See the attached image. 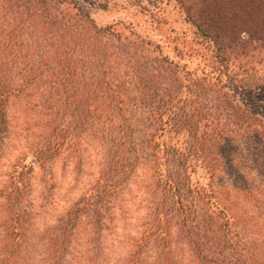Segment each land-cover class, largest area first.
<instances>
[{"label":"trees","instance_id":"obj_1","mask_svg":"<svg viewBox=\"0 0 264 264\" xmlns=\"http://www.w3.org/2000/svg\"><path fill=\"white\" fill-rule=\"evenodd\" d=\"M101 1L122 13H151L146 0ZM168 1L185 10L198 38L169 41L179 61L128 22L97 23L75 0H0V162L9 148L13 100H36L32 107L51 117L27 153L33 162L27 154L19 158L0 191V264H31L40 245L43 264H64L82 235L91 238L84 264H111L102 243L117 240L128 214L117 206L145 167L153 182L144 213L128 234V257L115 264H264V213L230 212L215 185L220 172L236 173L234 142L264 144L261 112L244 100L255 91L262 96L264 84L237 64L223 23L245 26L248 15L264 13V0H246L229 14L226 5L244 0ZM215 1L222 7L213 13ZM244 33L240 28L235 39L247 56ZM188 55L200 59L201 73L182 63ZM68 139L97 152L100 177L54 229L38 233Z\"/></svg>","mask_w":264,"mask_h":264},{"label":"rangeland","instance_id":"obj_2","mask_svg":"<svg viewBox=\"0 0 264 264\" xmlns=\"http://www.w3.org/2000/svg\"><path fill=\"white\" fill-rule=\"evenodd\" d=\"M75 1L101 25L115 24L120 19L132 24L137 33L148 36L152 41L162 44L166 54L176 60H178L175 57L177 54L173 52L169 41L184 35L189 43L198 39L195 34L196 28L186 21L185 10L180 8V5L175 1L146 0V4L150 6L151 10L149 14L146 12L139 14L122 13L112 6L104 4L101 0ZM245 2L246 0L226 5L224 7L225 13L229 14L231 10L238 9V6H242ZM219 6L222 7L220 1H215L209 5L210 8H213V13L217 10L215 8ZM262 10L264 11V5L260 6V11ZM240 18L241 15L235 19V22H238ZM245 20V26L239 24L229 26L226 22H223L227 28L226 35L229 38L226 45L237 54V64L240 67L246 66V68L251 69L248 73L250 79L256 83L264 84V13H252ZM240 28L249 32V34L244 33L241 36L242 40L247 41L248 53L250 52L247 56L241 55V44H237L235 39ZM117 30L129 34V31L123 25L117 26ZM193 44L195 45V43ZM182 63L187 64L192 70H199L200 73L203 70L200 59L192 58L189 55L184 58ZM246 98L244 100H248L253 104L254 110H260V118L264 122V101H262L264 94L261 96V93L255 91ZM35 102L36 100L20 98L13 100L10 107L12 126L6 143L9 148L3 153L4 159L0 162V191L5 187L11 166L19 158L30 152V148H34L41 136L47 133L45 123L51 117L43 109L32 107L33 104H36ZM259 105L263 107L259 109ZM67 142L68 144H64L67 150L57 158L54 164L53 181L48 184L49 192H47L50 197L47 196L48 203L45 211L41 213L36 223L38 233L54 229L59 218L69 210L71 205L79 202L85 192L100 177V157L98 156L97 159V152L91 149L90 144H71L73 142L69 139ZM231 149L235 157L236 173L229 170L220 172L215 185L220 192L219 196L223 204L228 210H231L230 212L239 216H253L256 218L257 213H264V206L262 205L263 207L260 209L259 205L261 196V200L264 201V144L252 138L234 142ZM33 160L32 154H27V163H32ZM35 177L36 186L41 189L43 172L38 167L35 168ZM152 177L153 174L148 167L142 168L134 177L128 189V195L120 202L126 204L119 203L117 206L118 212L126 210L128 214L126 220L119 224L120 230L115 231V234L118 235L117 240L114 241L110 237L109 240L102 243L107 246V252H104V255L112 259L111 264L119 263L118 261L127 258L130 253V248L127 246L129 242L128 234L134 230L136 220L144 213L142 210L143 202L145 197L147 198L144 192H147L151 187ZM89 241H91V238L87 239L86 237L84 241L83 235L80 236L78 241L75 242L80 246L72 244V248L65 255L64 264H84L82 258L89 255L85 251V245ZM41 246L38 247L31 264H43L44 249Z\"/></svg>","mask_w":264,"mask_h":264}]
</instances>
